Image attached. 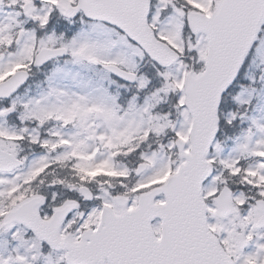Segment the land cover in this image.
Here are the masks:
<instances>
[{
	"label": "snow or ice",
	"instance_id": "1",
	"mask_svg": "<svg viewBox=\"0 0 264 264\" xmlns=\"http://www.w3.org/2000/svg\"><path fill=\"white\" fill-rule=\"evenodd\" d=\"M0 264H264V0H0Z\"/></svg>",
	"mask_w": 264,
	"mask_h": 264
}]
</instances>
